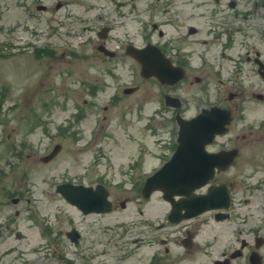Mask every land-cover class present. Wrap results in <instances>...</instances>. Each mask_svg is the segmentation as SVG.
Returning a JSON list of instances; mask_svg holds the SVG:
<instances>
[{"label": "rangeland", "instance_id": "374dc122", "mask_svg": "<svg viewBox=\"0 0 264 264\" xmlns=\"http://www.w3.org/2000/svg\"><path fill=\"white\" fill-rule=\"evenodd\" d=\"M103 25L112 28L106 45L117 50L115 59L97 48ZM214 25L215 0H0V199L4 189L11 195L0 203V227L21 211L0 241V264H35L38 257L39 264H63L51 248L56 234L72 264H213L241 248L243 239L254 248L255 236L264 237V184L253 195L236 194L239 204L250 200L229 219L216 221L206 213L161 230L156 226L167 221L170 205L160 192L141 196L146 177L174 150L179 126L171 111L166 118L156 114L163 88L140 76L124 46L148 40L172 47L188 55L192 76H202L196 69L200 55L216 53ZM190 26L198 32L191 34ZM191 82L177 92L195 110L201 91ZM56 143L62 144L60 153L42 162ZM251 145L242 144L231 171L239 186L264 179V143ZM65 181L104 184L116 208L83 215L57 191ZM17 196L20 202L11 203ZM43 224L53 233L50 239L41 234ZM73 226L84 235L79 247L64 235ZM188 231L194 233L191 249L182 245ZM38 244L40 253L33 251ZM259 252L264 264V245ZM248 255L246 249L232 264H249Z\"/></svg>", "mask_w": 264, "mask_h": 264}, {"label": "flooded vegetation", "instance_id": "af4514ba", "mask_svg": "<svg viewBox=\"0 0 264 264\" xmlns=\"http://www.w3.org/2000/svg\"><path fill=\"white\" fill-rule=\"evenodd\" d=\"M205 57L216 75L212 100L232 113V145L252 144L253 149L264 143V0L216 1V53ZM204 100L208 103L207 97ZM189 111L185 114L193 116ZM13 223L9 217L5 230Z\"/></svg>", "mask_w": 264, "mask_h": 264}, {"label": "water", "instance_id": "95a60500", "mask_svg": "<svg viewBox=\"0 0 264 264\" xmlns=\"http://www.w3.org/2000/svg\"><path fill=\"white\" fill-rule=\"evenodd\" d=\"M194 31L195 30L192 29V32ZM129 53L136 57L140 56V50L135 49L133 47L129 48ZM143 73L146 76L156 74L157 76H160L163 79V81H166L165 80L166 74L156 68L155 70H152V69L150 70V68L144 67ZM180 77L181 75H178L177 79L175 80H178ZM172 82H175V81H172ZM180 124H181V131H180L181 143L183 144L185 136H188L190 134L192 135V137L193 136L195 137V134H191L190 131L197 132L198 128L194 127L192 129H189L187 127V124L191 125V123L185 122V121H181ZM207 140L208 139L206 137L201 142L199 146V150L196 152L198 158L195 159V161H204V164H207L208 162H210L209 165H180L179 163L182 159V155L183 157H185L187 152L189 151L193 152V149L189 148L186 145H184L183 147L180 146L181 147L179 148L180 150H178V152L176 153L172 161L168 163L154 177L148 180L145 186V189H144V194L148 196L152 190L157 189V188H162L166 192L165 197L169 199H172V196L176 193L187 194L189 196L191 195L190 197H193L192 190L195 187L205 184L207 181L210 180V178L214 176L213 174L214 167L219 166L221 168H225L229 164V159L231 160V157L233 156V153L223 155L225 156L224 161L220 164L215 165L217 162L216 159H213L205 151V145L207 143ZM51 156H48L44 159L48 160ZM222 164H226V165H222ZM182 168L186 170L189 180H187L185 175L183 174ZM98 188H99L98 191L93 192L91 190L92 188H86L81 185L80 186L73 185L71 183H67L59 187L60 191H62V193L65 195V197L70 202L79 205L86 212L88 210H97L100 206H102L104 210H109L111 208V204L107 200L108 193L101 186H98ZM101 192H103V194ZM200 199H202V205L204 206V208H210L209 206H215L212 204L216 200V191H213L212 193L208 194V196L206 197L192 198V202H195ZM192 202L191 201L183 202L178 207L179 208L184 207L187 210H190L191 208L189 206L191 205ZM194 214H196V212L188 216H191ZM261 244H262V241L258 243V246H260ZM255 261H256V264H260L261 257L258 255H255ZM222 264H226V263H222Z\"/></svg>", "mask_w": 264, "mask_h": 264}]
</instances>
